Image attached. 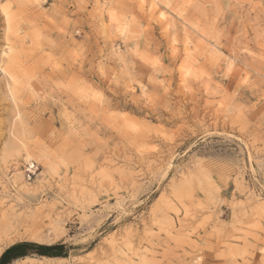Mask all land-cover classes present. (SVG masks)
I'll use <instances>...</instances> for the list:
<instances>
[{
	"label": "rangeland",
	"instance_id": "obj_1",
	"mask_svg": "<svg viewBox=\"0 0 264 264\" xmlns=\"http://www.w3.org/2000/svg\"><path fill=\"white\" fill-rule=\"evenodd\" d=\"M20 3L0 0L19 81L13 103L0 72V258L30 243L66 257L11 264H256L264 0Z\"/></svg>",
	"mask_w": 264,
	"mask_h": 264
},
{
	"label": "snow or ice",
	"instance_id": "obj_2",
	"mask_svg": "<svg viewBox=\"0 0 264 264\" xmlns=\"http://www.w3.org/2000/svg\"><path fill=\"white\" fill-rule=\"evenodd\" d=\"M39 6V0H21L20 7H27V8H32V7H37ZM153 7L156 5L153 4ZM167 7H171V5H166ZM14 7L13 5L5 4L2 6L3 15L7 19V24H8V35L11 36L13 34V18L10 15V9ZM107 7V5H106ZM141 7H144V0H141ZM109 15L112 17L113 22L119 24V18L117 17L115 12H110ZM161 18H164V13H161ZM120 31L121 35H125L128 31L127 26H125L122 30L117 29ZM12 49H11V43L9 42L8 45V50L5 52V57L8 58V60H12V56L10 55ZM247 52L248 50L245 49ZM249 55H254V53L249 52ZM23 53H20V58L15 61V68L19 72L24 71V62H23ZM261 58L264 59V53L261 54ZM0 72L3 73L4 78L7 80V97L8 99L13 102V103H18L17 101V88L14 86H18L19 81L15 75V73L10 72L8 69L4 67H0ZM244 83H247V79H244ZM143 87V86H141ZM10 243L11 241H7ZM209 252L211 250L209 249ZM191 264H216V260L213 259L211 255L208 256L207 259H204V253L203 252H198L195 254L193 257V260ZM256 264H264V248H262L261 251V256L259 260L256 262Z\"/></svg>",
	"mask_w": 264,
	"mask_h": 264
},
{
	"label": "trees",
	"instance_id": "obj_3",
	"mask_svg": "<svg viewBox=\"0 0 264 264\" xmlns=\"http://www.w3.org/2000/svg\"><path fill=\"white\" fill-rule=\"evenodd\" d=\"M65 246H39L30 243H21L9 248L0 258V264H11L13 261L29 256L30 254H38L49 258L66 257Z\"/></svg>",
	"mask_w": 264,
	"mask_h": 264
}]
</instances>
